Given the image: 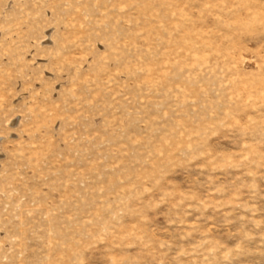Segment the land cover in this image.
<instances>
[{
    "label": "rangeland",
    "instance_id": "obj_1",
    "mask_svg": "<svg viewBox=\"0 0 264 264\" xmlns=\"http://www.w3.org/2000/svg\"><path fill=\"white\" fill-rule=\"evenodd\" d=\"M0 264H264V0H0Z\"/></svg>",
    "mask_w": 264,
    "mask_h": 264
}]
</instances>
